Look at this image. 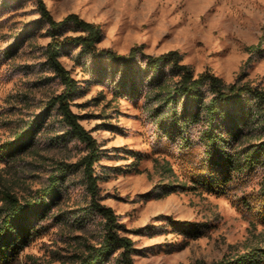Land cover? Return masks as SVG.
<instances>
[{
	"label": "rangeland",
	"instance_id": "rangeland-1",
	"mask_svg": "<svg viewBox=\"0 0 264 264\" xmlns=\"http://www.w3.org/2000/svg\"><path fill=\"white\" fill-rule=\"evenodd\" d=\"M44 2L56 20L76 13L101 27L96 53L69 46L60 61L79 85L71 108L100 149L99 200L113 209L124 225L121 233L133 240L135 264H213L264 247V220L253 213L260 207L264 165L235 170L222 195L193 188L208 172L201 141L205 126L178 132L167 113L157 114L155 81L164 76L168 84L176 82L171 67L148 70L139 54L137 65L126 70L99 55L101 50L126 55L134 46L152 55L178 50L195 75L209 71L226 84L264 88V0ZM48 29L37 0H0V207L4 192L31 198L57 165L75 164L88 152L58 109L48 106L64 90L47 63ZM79 33L71 25L64 30ZM253 45L258 47L250 52ZM33 121L41 124L32 146L4 155L5 144ZM252 133L231 141L230 150L258 143L260 133ZM177 222L193 223L201 235L188 234ZM34 226L38 232L10 264H79L88 245L103 241L104 219L90 208L82 169L66 176L47 217ZM117 256L106 264H119Z\"/></svg>",
	"mask_w": 264,
	"mask_h": 264
},
{
	"label": "trees",
	"instance_id": "trees-1",
	"mask_svg": "<svg viewBox=\"0 0 264 264\" xmlns=\"http://www.w3.org/2000/svg\"><path fill=\"white\" fill-rule=\"evenodd\" d=\"M37 6L41 19L49 25L47 34L50 41L45 51L47 63L64 84V90L52 97L48 106L58 109L72 136L85 144L88 152L75 164L57 165L48 184L38 189L31 198L20 199L13 193H3V204L0 207V264H10L15 253L30 243L38 232L34 221L47 217L66 176L77 168L84 173L90 208L102 216L105 229L103 241L98 245H88L79 264H106L115 253H118L119 264H135L132 257L133 240L121 233L125 228L113 209L99 200V178L95 174V164L100 158V149L97 140L84 128L80 123V116L71 108L79 85L60 61L62 52L69 46H80L85 52L96 53L97 44L102 38L101 27L76 13L56 20L44 0H37ZM69 25L80 33L64 34ZM257 47L258 45H253L248 50L252 52ZM102 54L112 58L126 70H132L137 65L138 55L141 54L146 59L148 70L157 72L169 65L174 76L178 77L172 85L168 84L164 76L159 77L153 91L160 101L157 114L167 113L168 123L174 130L186 132L191 126L204 123L201 141L206 149L205 163L208 172L195 179L193 188L202 187L222 195L233 180L235 170H250L257 165H264V88L249 84H226L209 71L195 75L193 69L182 62V55L178 50L152 55L143 53L141 46H134L126 55H118L109 50H101L99 55ZM40 124L39 121H33L15 139L7 142L3 154L14 156L28 150ZM247 127L252 128L244 132ZM253 130L260 133L256 136L258 143L230 150L231 141L240 142L243 137L253 134ZM252 137L255 138L254 135ZM257 194L260 206L258 211H254L255 206L252 207L247 200L245 205L264 220V180ZM177 223L188 234L195 237L201 235L199 228L193 223ZM213 264H264V247H253L233 257L225 256Z\"/></svg>",
	"mask_w": 264,
	"mask_h": 264
}]
</instances>
